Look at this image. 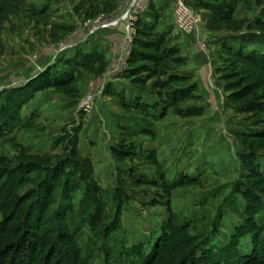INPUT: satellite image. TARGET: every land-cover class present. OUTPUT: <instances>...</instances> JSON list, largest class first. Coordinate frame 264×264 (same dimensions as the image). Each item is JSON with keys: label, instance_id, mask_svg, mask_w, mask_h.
Returning <instances> with one entry per match:
<instances>
[{"label": "rangeland", "instance_id": "374dc122", "mask_svg": "<svg viewBox=\"0 0 264 264\" xmlns=\"http://www.w3.org/2000/svg\"><path fill=\"white\" fill-rule=\"evenodd\" d=\"M29 1L0 0V58L9 53L6 61L12 62L4 64L0 59V69L38 57L26 31L18 42L27 52L15 41L11 49L5 48L3 37L14 35L16 25L29 32L40 28L44 37L58 35L57 27L43 34L52 19L56 20L57 11L50 8L38 14L30 9ZM46 1L51 6H68L76 21L67 33L51 40L58 52L54 62L21 86L42 77L45 71L49 79L42 83L48 85L31 87L37 91L20 110L15 128L0 136V230L5 229L0 235V250L22 236V219L38 197L48 199L42 226L33 225L37 219L28 228L36 232L50 225L52 231L40 239L35 264H44L49 242L60 239L58 233L62 232L74 237L79 249L82 247L83 252L77 253L85 264H127L137 259L135 254L140 249L151 252L159 235L177 225H188L187 231L196 236V244L201 247L228 244L236 227L249 217L264 229V66L241 56L255 51L264 55V0H186L196 19L193 32L208 55V71L198 72L201 83L189 70L191 45H179L180 37L186 35L173 22V0L153 10L146 20L150 25L142 18L153 0L143 12L130 14V53L123 59L127 29L115 68L105 54L84 56L77 42H68L66 36L78 28L98 33L107 28V23L117 26L116 19L127 26L128 20L119 18L131 0ZM136 15L137 20L131 21ZM9 24L13 31L5 28L3 33ZM46 39L38 42L45 45ZM149 55H157L160 60L154 61ZM10 71L0 72V105L7 103L3 94L13 88L2 86L10 81ZM114 76L134 82L138 90L149 91L155 99L151 107L160 110L159 115L150 116L145 111L148 105L138 100L142 96L130 105L123 100L118 112V102L107 93L114 90ZM98 78L104 79L100 93L92 88ZM38 92L45 98L30 103ZM89 94L93 96V110L87 115L80 104ZM136 117L140 120L133 119ZM156 122L177 131L158 136L152 131ZM91 125L105 135L101 144L119 163L112 177H103L106 182L96 176L94 159L87 155L84 145L82 150L79 146L80 137L87 138V145L101 138L88 135L86 130ZM163 138L167 150L156 147ZM163 150L166 152H159ZM242 151L258 153L257 173L243 166L239 156ZM85 165L92 168L97 188L91 194L96 201H89V207L82 201L88 188L82 178ZM26 166L36 168L35 172L20 183L19 176L12 173ZM56 166L59 169L52 170ZM70 171L76 173L68 174ZM180 178L182 185H166ZM3 197L10 204L4 208ZM37 204L39 207L41 202ZM185 241L177 235L174 249L152 264H173L188 255L194 243L186 245ZM61 246L65 252L78 249L64 242ZM26 255L28 262L32 254ZM59 257H53L54 264ZM1 258L0 264L5 259Z\"/></svg>", "mask_w": 264, "mask_h": 264}, {"label": "trees", "instance_id": "16d2710c", "mask_svg": "<svg viewBox=\"0 0 264 264\" xmlns=\"http://www.w3.org/2000/svg\"><path fill=\"white\" fill-rule=\"evenodd\" d=\"M149 43L150 42H145ZM155 44V43H153ZM158 48V47H157ZM156 48V50H157ZM164 51V50H163ZM169 52H173L172 49L168 50ZM175 51V50H174ZM256 52V51H255ZM253 54H244L241 53V56L245 58H249L254 61L256 65L264 66V55L258 54L256 52ZM161 54V53H159ZM134 55V54H133ZM149 57H153L154 61L160 60L159 56L155 55H149ZM133 57L132 63L136 61ZM138 70V69H137ZM133 72H136L134 70ZM46 75V76H45ZM47 72H44V75L42 77H36L32 81L28 82L24 86H17L13 87L12 89L6 91V94L3 95L6 97L5 104L0 105V136L7 133L9 130H12L15 128L18 120H19V114L20 110L26 104L35 93L34 90L32 91V88L36 87L37 85L41 84L39 87H44L48 85V82H43V80L49 79L47 76ZM171 76V75H170ZM45 77V78H44ZM170 78V77H169ZM172 78V77H171ZM169 80V79H167ZM167 80H165V85H167ZM172 80V79H171ZM42 84H44L42 86ZM32 87V88H31ZM36 89V88H34ZM34 92V93H33ZM240 159L242 161V164L245 168L250 169L253 171V173H257V158L258 153L255 151H242L239 153ZM60 164V163H59ZM61 166L64 165L63 163L60 164ZM79 165V163H78ZM57 167V166H56ZM52 167V170H58L57 167ZM77 168V167H76ZM36 168H33L32 166H26L22 167V169L16 170L17 172L12 174H17L19 176L18 182L26 181L29 179V176L31 173L35 172ZM49 169V168H48ZM92 168L87 165L84 166L85 174L83 175L84 182L88 183L87 192L84 195V198L82 199L83 203L86 204L89 207V201L95 200L96 197L93 194L95 193L96 188V181L92 177ZM50 170V169H49ZM51 170V171H52ZM75 170V169H74ZM70 173H76L75 171ZM186 178V176L184 177ZM46 181V180H45ZM183 184V178H180V180L172 182L170 184H166L169 186V188L182 185ZM91 186H94L91 188ZM6 196V194H5ZM9 199L7 197H3V200L1 202L3 208L5 205L9 206ZM39 207H36L40 203ZM18 203V201H17ZM48 199L46 200L44 197L37 198L32 204L28 211V214L22 219L24 220V228H23V234L22 236L17 239L14 243H6L4 244L3 250H0V257H3V263L2 264H35L37 252L39 250V246L42 244L40 239L43 235H48L51 233L52 226H47L42 231H32L28 228V226L35 225L36 227L42 226L43 217L45 216L44 212L47 208ZM255 206V205H254ZM254 206H252L254 208ZM260 208H255V212L259 211ZM38 219V220H37ZM37 220V224L34 223L33 225L31 222ZM0 230V235L3 232ZM188 225H177L176 228H171L169 231H165L159 235L157 239V243L154 245L151 252L146 253L142 249H140L136 255V258H133L129 263L127 264H152L155 262L158 258L161 261L163 259V256L169 252V250L174 249V242L176 236H180L185 238L186 245L190 243H194L192 249L188 252V255L182 257L180 260L175 261L173 264H264V229L262 226L258 224L256 220L253 219V217H249L245 220L244 224L239 225L236 227L235 232L231 238V241L228 244H225L223 246H205L201 247L200 243L196 244V236L193 237L189 234ZM14 232V230H13ZM46 233V234H44ZM32 235V237H31ZM60 235V239H57V241H51L48 242L50 249L47 252V255L44 260V264H54L53 257L60 254V257L58 258V261L56 264H85L84 261L80 260V253L77 252H83V249H79L76 244L78 242L74 241V237L67 236V233H58ZM57 235V236H58ZM35 238V240H33ZM44 243H48V242ZM64 242L66 245H74L76 247V252L67 250L64 251V248L61 246V243ZM184 242V243H185ZM245 243V245H244ZM48 245V244H47ZM12 249V251H11ZM135 248L128 250L127 254L130 255L132 251H134ZM11 251V252H10ZM10 252V253H9ZM27 252H31V257L29 258V261L26 262L24 259L25 257H28L26 254ZM179 257V256H178Z\"/></svg>", "mask_w": 264, "mask_h": 264}, {"label": "crops", "instance_id": "0c3cea01", "mask_svg": "<svg viewBox=\"0 0 264 264\" xmlns=\"http://www.w3.org/2000/svg\"><path fill=\"white\" fill-rule=\"evenodd\" d=\"M167 0H153L151 9L149 10L148 14L144 19L142 18V22L150 25L147 23L146 20L149 19V15H153V10H158L160 6L162 7V4L166 3ZM61 6V7H59ZM29 7L30 9L37 11L38 14H41L45 11H48L50 8L52 10H55V19H52L51 23L48 24L46 27V31L43 32V34L47 35V33L50 34L49 28L51 27H57L58 30V35L67 33L66 31L69 29V27L75 26V15L72 14V10L70 11V8L66 5H53L51 6L48 4L46 0H30L29 1ZM69 19V20H68ZM75 20V21H74ZM174 22V21H173ZM175 24V22H174ZM107 28L105 30H102L98 33L91 34L84 28H78L75 29L72 33H69L70 35L66 36V40L68 42L70 41H75L77 42V46H79L80 51L84 54V56H90L93 54L98 53L99 56L102 54H105L107 58L110 60V62L114 63V68L119 65V60L121 58L122 54V41H123V35H125L127 26L124 25V23H118V25H107ZM13 31L15 32L14 35L10 33L4 35L3 37V42L5 44V48L11 49V46H15L13 44V41L17 42L18 47L22 49L23 52H27L28 49L24 48L23 45L19 44L20 38L22 35H24V31H26V36L27 38L29 37L32 41L31 46H34L36 48L35 55L38 56L34 59H27L26 61L18 63V61L14 62L13 65L15 66H9L5 65L3 67L2 71H10L12 70L13 75H11L10 81L6 82L5 84H2V86L6 87H17L21 86L28 79H31L33 76L37 75L38 72L42 71L47 64H50L54 62L56 59L58 52H57V47L56 45L52 42L54 39L58 37V35L55 36V34L50 35V36H41L42 33H40V28H32L31 31L29 32L26 28L23 29L22 26L16 25V28L13 30L11 29V25H7L3 29V33L5 30ZM36 30L37 33H34ZM13 32V33H14ZM32 34V35H31ZM20 35V36H19ZM185 38L180 37L179 45L181 46L182 44L186 43L191 45V51H190V69L192 72H195V78H197V83L200 82L201 76L199 75L198 72H204L208 71V55H207V50H203L201 48V45L199 43V37L197 33H189L185 34ZM188 37V38H187ZM48 39L47 44L45 45H40L41 43L38 42L39 39ZM46 39V40H47ZM58 39V38H57ZM187 39V40H186ZM52 40V41H51ZM73 42V43H75ZM13 44V45H12ZM75 44V45H76ZM74 51V50H73ZM11 53V52H10ZM32 52L29 54L31 55ZM11 56L9 53H6L5 55H2L0 59H4L5 61L1 60V63L4 62V64H11L12 62L6 61L8 59L7 57ZM50 62V63H49ZM3 64V65H4ZM17 66L19 68H17ZM13 67H16L15 69ZM0 71V72H2ZM11 72V71H10ZM7 75H5V78ZM140 76H137L138 78ZM199 78V79H198ZM205 79V78H204ZM203 80V82L206 83V81ZM201 83V82H200ZM104 87V79H96V81L93 83L92 88H94V91H98L99 93L102 91V88ZM114 90L107 91L108 94H111L114 97V102H118V106L116 110L118 112H121L122 107L120 106V103H123L122 101L125 100L128 102L127 104L130 105L132 101H134L138 96H142L138 100L143 102L142 104L148 105V108H145V111L150 115L156 117L159 115L160 110H155L154 108L151 107L152 103L155 101V99L151 98V94L149 91H143V90H138L137 84H134V82L129 81L125 78L119 77V76H114V87L112 88ZM114 91V92H113ZM44 93L38 92L35 97L31 100L30 103H33L35 100L41 101L42 99L45 98ZM46 94V93H45ZM134 99V100H133ZM154 104V103H153ZM82 110V109H81ZM90 113H87L89 115ZM152 114V115H151ZM134 117V115L132 116ZM125 119V118H122ZM120 119V121H123ZM131 120V118H128ZM127 119V122L130 121ZM134 120H140L139 118H133ZM129 123V122H128ZM160 127L158 123H155V127L153 126V130L157 132L158 136H166V135H172L177 131V128H171L170 126L163 127L164 125H161ZM87 128V127H86ZM85 128V130H86ZM134 126L132 124V130H134ZM95 126H90V128L86 131H88V135L92 136H101L100 139H98L94 144L92 142L87 145V138L85 137H80V149L82 150V145H84V148L86 150L87 155L91 156L94 159V164L96 167L95 174L98 178H100V181H104L103 177L108 178L109 176H113V173L115 174L116 167L119 166V163H117L113 157L108 153L107 148L102 146V138L105 137L102 131L97 132ZM174 131V132H172ZM87 132H85L86 135ZM99 133V134H98ZM92 144V145H91ZM167 143L165 139H160V143L156 144V147L159 149L161 147H164L165 150ZM159 152H166V151H159ZM175 157V155H174ZM180 157V156H179ZM178 157V158H179ZM165 159V157L163 158ZM170 161V159H169ZM98 170V171H97ZM114 170V172H113ZM97 178V179H98ZM102 182V183H103Z\"/></svg>", "mask_w": 264, "mask_h": 264}, {"label": "built area", "instance_id": "2783aa9c", "mask_svg": "<svg viewBox=\"0 0 264 264\" xmlns=\"http://www.w3.org/2000/svg\"><path fill=\"white\" fill-rule=\"evenodd\" d=\"M152 2V0H131L130 4L126 7L125 13L123 12L122 16L119 18V20H128V35L125 40L126 45L124 46V53H123V59L127 58V56L130 53V44H131V37H132V32L133 29L129 27V24H132L131 22L129 23L130 14L131 13H141L143 10L148 8L149 3ZM151 4V3H150ZM173 6H174V22L177 30L184 34H189L192 33L196 27V19L194 18V15L190 8H188V5L186 3V0H173ZM138 16L136 15L134 18H132L131 21L137 20ZM113 23V22H112ZM110 23V24H112ZM119 21L116 19L114 20V24H118ZM107 23V25H110ZM106 25V26H107ZM81 109L85 113H90L93 110V96L91 94L87 95L80 104Z\"/></svg>", "mask_w": 264, "mask_h": 264}]
</instances>
